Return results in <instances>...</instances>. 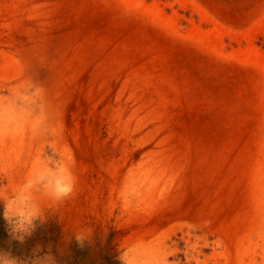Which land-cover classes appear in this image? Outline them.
Masks as SVG:
<instances>
[{"label":"rangeland","instance_id":"374dc122","mask_svg":"<svg viewBox=\"0 0 264 264\" xmlns=\"http://www.w3.org/2000/svg\"><path fill=\"white\" fill-rule=\"evenodd\" d=\"M13 89L40 91L45 123L0 137V182L42 149L55 158L54 125L77 186L23 245L0 219V249L264 264V0H0V96ZM151 163L170 183L142 203L134 182ZM79 227L93 229L83 248Z\"/></svg>","mask_w":264,"mask_h":264},{"label":"clouds","instance_id":"9594fccd","mask_svg":"<svg viewBox=\"0 0 264 264\" xmlns=\"http://www.w3.org/2000/svg\"><path fill=\"white\" fill-rule=\"evenodd\" d=\"M40 91L30 94L13 89L8 94L0 96V137L13 136L31 123L32 130L38 131L45 123L42 110L38 115L36 108ZM58 132L54 125H49L47 147L53 156L47 157L43 149L37 154L32 168L20 180L6 176V182H0V219L6 225L7 235L11 241L23 245L31 238L37 228L45 225L49 213L73 197L77 177L65 157L58 149L55 137ZM3 175V173H0ZM61 219V217H60ZM76 244L83 248L92 238L91 227H79L71 231ZM121 264H124L121 256ZM0 264H57L51 251L44 252L35 248L29 258L21 260L10 251L0 249Z\"/></svg>","mask_w":264,"mask_h":264},{"label":"bare ground","instance_id":"6f19581e","mask_svg":"<svg viewBox=\"0 0 264 264\" xmlns=\"http://www.w3.org/2000/svg\"><path fill=\"white\" fill-rule=\"evenodd\" d=\"M165 166L167 165L151 163L146 169H144L134 182L136 183L137 188L134 189V192L132 193L131 197L135 200H139L142 203L154 202L156 200V197L154 195L153 190H154V186L159 182L161 183L162 186L159 188V190H157L158 197H160L161 194H163L165 190L168 188L170 183L169 180H165V181L163 180L165 176L167 177V175L165 174Z\"/></svg>","mask_w":264,"mask_h":264}]
</instances>
